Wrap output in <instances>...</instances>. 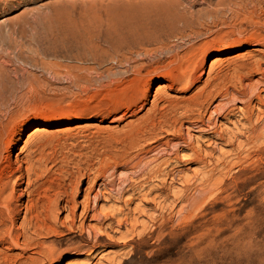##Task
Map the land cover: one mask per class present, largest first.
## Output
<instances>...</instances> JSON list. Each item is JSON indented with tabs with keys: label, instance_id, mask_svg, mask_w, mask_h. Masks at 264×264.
<instances>
[{
	"label": "rangeland",
	"instance_id": "rangeland-1",
	"mask_svg": "<svg viewBox=\"0 0 264 264\" xmlns=\"http://www.w3.org/2000/svg\"><path fill=\"white\" fill-rule=\"evenodd\" d=\"M210 10L206 0H0L2 146L20 176L48 182L40 192L70 197L77 214L74 232L41 235L56 243L50 264H264V92L250 104L212 99L205 112L214 129L197 128L194 102L211 64L232 57L218 43L188 90L167 82L188 66L182 57L217 38ZM201 23L211 36L196 38ZM232 53L241 58L230 62L259 69L244 85L264 80L263 45ZM222 64V74L234 68ZM108 71L118 76L88 83ZM217 105L230 114L211 115ZM249 120L259 140L247 142ZM56 215L71 222L70 211ZM78 241L104 247L81 255ZM34 253L0 245L10 263L34 264Z\"/></svg>",
	"mask_w": 264,
	"mask_h": 264
},
{
	"label": "bare ground",
	"instance_id": "bare-ground-1",
	"mask_svg": "<svg viewBox=\"0 0 264 264\" xmlns=\"http://www.w3.org/2000/svg\"><path fill=\"white\" fill-rule=\"evenodd\" d=\"M210 4V12L212 13V23L214 26H221V30L216 33L217 38L212 42L199 43L197 47V54L189 53L185 57H182V64L189 63L188 66L183 67L180 71L179 76L175 77L173 72H168L166 77H168V83L171 87L178 85L181 90H188L192 84L197 80L202 78V75L198 76L203 68L202 59L207 48L211 47V44L218 43L221 52H227V56L217 55L218 58L211 64L209 71V80L206 82L204 89H202L196 101L194 102L195 108L199 112L198 118L194 119L197 128L201 126H206L210 130L212 120L210 117L206 120V107L205 105L209 103L212 99L220 97L226 100L230 105L232 102H236L240 99H246L247 103L250 104L256 100L261 99V92H264V80L251 85H244L243 75L251 73L253 71H258L257 65L255 63H246L242 65H237V62H230L229 60L241 58L240 54L234 57L232 50L238 49L239 47L248 46L249 43L254 45L264 46V1L263 0H218L213 3V0H206ZM256 13L259 18L256 17ZM248 28H252L253 31L249 32ZM212 30L211 26H206L201 23L200 28L196 31V38H202L203 36H211ZM172 49H163L160 51L161 55L168 54L171 58H176L178 55L172 52ZM138 57L142 54H138ZM195 60V61H194ZM120 60V65L122 64ZM224 62H229L234 68L231 72L222 74L218 72V67L222 66ZM259 68V67H258ZM129 71L127 72V74ZM134 73L142 76V70L136 69ZM115 73L107 72L97 74L96 77L90 78L88 83L101 82L103 79L110 80L113 77H117ZM83 78V77H82ZM88 79L86 77L83 78ZM234 80H236L235 86ZM115 82V81H113ZM168 86L160 87L159 89L169 88ZM212 87L211 91L207 92L206 89ZM238 88V92L235 88ZM158 89V90H159ZM144 95H147L144 92ZM157 101H165L164 97L157 94ZM229 105H217L214 111L211 113H228L230 114L231 106ZM192 106V105H190ZM190 115L193 109H186ZM250 121V120H249ZM200 125V126H198ZM252 128L247 129L250 136L247 138V142H253L254 140H259L263 137V134L258 131V127L254 126L252 121L249 122ZM48 128L37 127L33 135L42 134L48 132ZM10 151L8 147H3L0 140V245L2 247H7L10 251L20 250L22 254H27L30 251H34V255L37 258H28L27 260H32L34 264H46L55 262L56 257V243L53 242L47 245L45 242L40 241L42 234L47 236L58 234V229L66 228L70 231L76 230L74 224L77 220V214L75 208H71L69 204L71 203L70 197L62 196L61 194H56L53 198L50 194H43L40 192L48 182L39 184V181H33L31 176L24 177L20 176L18 173L21 171L14 168V162L12 157L8 154ZM8 154V155H5ZM204 162V160H202ZM22 163V162H21ZM24 164V163H22ZM20 170V171H19ZM8 174H10L8 176ZM27 181V182H25ZM27 185L24 194H19V187ZM32 189V190H31ZM126 191L123 192L125 194ZM25 198L27 200L25 201ZM70 211L71 222H60L57 219L56 212L60 210ZM21 224L19 225V223ZM85 235V234H83ZM92 235H89V237ZM82 239V235L79 236ZM98 240H102V237H96ZM62 240V239H60ZM62 244L61 241H57ZM77 246L74 250L77 254L93 250L97 255L101 254V248L104 246L96 244L91 248L83 241L76 242ZM42 257V258H41ZM12 256H6L5 258H0V264H18L17 261L10 263Z\"/></svg>",
	"mask_w": 264,
	"mask_h": 264
}]
</instances>
